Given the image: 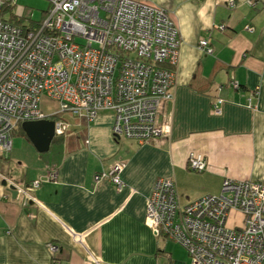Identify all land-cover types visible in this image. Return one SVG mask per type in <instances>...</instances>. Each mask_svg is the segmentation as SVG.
Masks as SVG:
<instances>
[{"label":"crops","instance_id":"0c3cea01","mask_svg":"<svg viewBox=\"0 0 264 264\" xmlns=\"http://www.w3.org/2000/svg\"><path fill=\"white\" fill-rule=\"evenodd\" d=\"M143 1L164 7L178 28L172 98L159 116L165 133L146 142L116 138L111 110L91 120L66 115V132L50 143L59 149L45 158L18 130L22 138L0 158V171L8 176L13 158L19 170L10 179L42 181L28 189V201L5 196L0 183V264H49L48 242L57 245L58 264H95L89 254L100 264H188L182 246L167 251L145 222L154 180L170 177L180 204L218 193L226 176L264 181V0ZM205 37L210 53L197 46ZM190 151L204 156V170L187 166ZM116 161L119 188L102 175ZM49 168L56 176L45 180ZM241 219L234 210L228 223Z\"/></svg>","mask_w":264,"mask_h":264},{"label":"built area","instance_id":"2783aa9c","mask_svg":"<svg viewBox=\"0 0 264 264\" xmlns=\"http://www.w3.org/2000/svg\"><path fill=\"white\" fill-rule=\"evenodd\" d=\"M48 2L34 24L0 18V156L9 152L12 130L21 121L59 114L51 118L54 135L65 133L64 112L91 120L98 110L108 109L114 117V137L146 142L162 136L159 116L172 98L179 46L178 28L167 10L143 0ZM227 3L233 5L232 0ZM5 5L22 16V9L13 12L14 0H0V10ZM197 46L212 51L207 37ZM229 84L237 86L232 80ZM42 95L55 102L54 112L39 108ZM221 103L220 97L213 100L214 113L220 112ZM186 163L196 172L206 166L204 156L193 151ZM122 166L116 161L102 173L116 188L123 184L118 175ZM55 176L54 168H49L44 179ZM41 181L20 184L0 171L4 195L14 189L25 201L31 198L28 189ZM234 210L242 219L231 225L228 219ZM144 219L154 234L186 250L188 264H264V181L226 176L218 193L180 204L173 180L157 177L145 201ZM47 250L49 264H58L57 245L48 242Z\"/></svg>","mask_w":264,"mask_h":264},{"label":"rangeland","instance_id":"374dc122","mask_svg":"<svg viewBox=\"0 0 264 264\" xmlns=\"http://www.w3.org/2000/svg\"><path fill=\"white\" fill-rule=\"evenodd\" d=\"M15 6L13 8L16 10L22 9V19L21 23L23 24H34L37 21H39L42 16L44 15L45 11L48 9L49 2L48 0H14ZM8 13V12H6ZM39 108L44 112V113H52L56 110V104L54 101L46 97L45 95L41 96V99L39 101ZM66 115H70L68 113L62 114V118H64ZM20 130V124L18 128H14L11 133V144L12 146H15L16 142L22 138L21 134L19 133ZM59 149V146L57 144H51L49 149L44 152H38L39 156L47 158L48 156L54 157ZM10 169L8 170V176L12 177V172L13 170L18 171L19 167L16 165L15 160L11 158L10 161ZM236 218V216H233ZM161 238H164L167 241L168 248L167 251H182L181 245L178 244L177 242L166 239V237L161 236Z\"/></svg>","mask_w":264,"mask_h":264},{"label":"water","instance_id":"95a60500","mask_svg":"<svg viewBox=\"0 0 264 264\" xmlns=\"http://www.w3.org/2000/svg\"><path fill=\"white\" fill-rule=\"evenodd\" d=\"M20 127L38 152L47 151L54 137V121L51 118L35 120H24L20 122ZM12 197L16 191L9 189Z\"/></svg>","mask_w":264,"mask_h":264},{"label":"trees","instance_id":"16d2710c","mask_svg":"<svg viewBox=\"0 0 264 264\" xmlns=\"http://www.w3.org/2000/svg\"><path fill=\"white\" fill-rule=\"evenodd\" d=\"M6 12H8V13H6ZM0 18H2V19H5V20H8V21H10V22H13V23H17V24H22L23 25V23H21V19L23 18L22 16L21 17H17V16H15L13 13H12V8H10V6H8V5H5V6H3L2 7V9L0 10ZM28 25H31V24H28ZM174 67V66H173ZM62 115V114H61ZM57 116H59V114H54V115H51V118H55V117H57ZM19 124H20V122L17 124V127L19 126ZM20 130H22L21 129V127H20ZM56 139V136H54L53 138H52V141H54ZM2 156H0V158H1ZM2 172V171H1ZM4 173V172H3ZM5 174V173H4ZM6 175V174H5Z\"/></svg>","mask_w":264,"mask_h":264}]
</instances>
